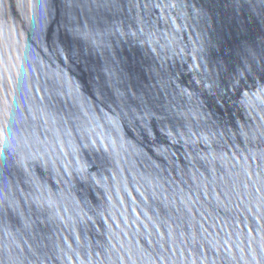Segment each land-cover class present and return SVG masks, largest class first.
Segmentation results:
<instances>
[{"label":"water","instance_id":"obj_1","mask_svg":"<svg viewBox=\"0 0 264 264\" xmlns=\"http://www.w3.org/2000/svg\"><path fill=\"white\" fill-rule=\"evenodd\" d=\"M0 264H264V0H0Z\"/></svg>","mask_w":264,"mask_h":264}]
</instances>
